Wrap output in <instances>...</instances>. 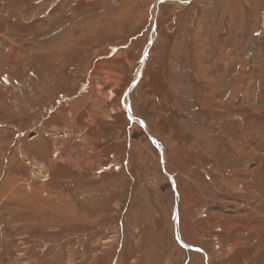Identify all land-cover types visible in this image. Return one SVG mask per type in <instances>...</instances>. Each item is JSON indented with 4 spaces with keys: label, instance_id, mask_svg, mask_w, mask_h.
<instances>
[{
    "label": "rangeland",
    "instance_id": "obj_1",
    "mask_svg": "<svg viewBox=\"0 0 264 264\" xmlns=\"http://www.w3.org/2000/svg\"><path fill=\"white\" fill-rule=\"evenodd\" d=\"M0 264H264V0H0Z\"/></svg>",
    "mask_w": 264,
    "mask_h": 264
},
{
    "label": "crops",
    "instance_id": "obj_2",
    "mask_svg": "<svg viewBox=\"0 0 264 264\" xmlns=\"http://www.w3.org/2000/svg\"><path fill=\"white\" fill-rule=\"evenodd\" d=\"M55 198L54 196H48L47 195V199L49 198ZM75 206L68 204V205H64L61 209L57 210L56 214L57 217H55L58 220V226L55 229L61 228V225L63 224H76L79 223V217H80V213L79 211L75 210ZM74 210L76 211L75 214H73ZM27 215V214H26ZM28 217H23V219H21V221H26ZM45 224L48 226V224H53L50 222H45ZM57 225V224H56Z\"/></svg>",
    "mask_w": 264,
    "mask_h": 264
},
{
    "label": "water",
    "instance_id": "obj_3",
    "mask_svg": "<svg viewBox=\"0 0 264 264\" xmlns=\"http://www.w3.org/2000/svg\"><path fill=\"white\" fill-rule=\"evenodd\" d=\"M251 49H253V46L251 47Z\"/></svg>",
    "mask_w": 264,
    "mask_h": 264
},
{
    "label": "bare ground",
    "instance_id": "obj_4",
    "mask_svg": "<svg viewBox=\"0 0 264 264\" xmlns=\"http://www.w3.org/2000/svg\"><path fill=\"white\" fill-rule=\"evenodd\" d=\"M14 183V182H13Z\"/></svg>",
    "mask_w": 264,
    "mask_h": 264
}]
</instances>
